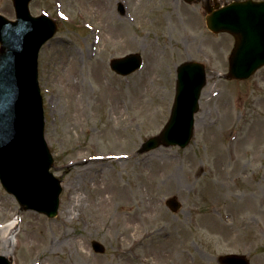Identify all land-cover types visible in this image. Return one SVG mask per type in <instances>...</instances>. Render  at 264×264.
<instances>
[{"label":"rangeland","instance_id":"1","mask_svg":"<svg viewBox=\"0 0 264 264\" xmlns=\"http://www.w3.org/2000/svg\"><path fill=\"white\" fill-rule=\"evenodd\" d=\"M207 1L31 3V14L58 24L39 53L38 81L62 192L50 219L21 210L0 185V252L12 264H218L226 254L264 264V68L224 79L233 38L206 28ZM0 14L14 19L12 0H0ZM130 53L142 68L112 72L110 60ZM186 61L207 72L189 145L139 153L167 122ZM172 197L176 213L165 205Z\"/></svg>","mask_w":264,"mask_h":264},{"label":"water","instance_id":"2","mask_svg":"<svg viewBox=\"0 0 264 264\" xmlns=\"http://www.w3.org/2000/svg\"><path fill=\"white\" fill-rule=\"evenodd\" d=\"M31 0H13L16 21L0 15V182L22 210H34L52 218L59 206L60 182L49 172L52 158L43 137L42 98L37 84V55L40 47L56 31L46 16L32 17ZM190 3L196 0H185ZM123 13L122 7H119ZM206 25L213 33H228L234 46L228 58L230 80H245L264 66V2H233L219 8L206 7ZM141 57L131 54L114 59L110 67L128 75L141 65ZM206 84L202 64L185 62L176 70V91L170 117L159 135L148 139L140 152L159 146L188 145L194 115ZM176 211L175 199L167 202ZM97 253L104 248L92 243ZM220 264H248L245 257L226 255ZM0 264H12L0 256Z\"/></svg>","mask_w":264,"mask_h":264},{"label":"bare ground","instance_id":"3","mask_svg":"<svg viewBox=\"0 0 264 264\" xmlns=\"http://www.w3.org/2000/svg\"><path fill=\"white\" fill-rule=\"evenodd\" d=\"M105 202H108V200L106 199ZM16 227H17L16 220H13V221L7 223L6 225H4L1 229L2 239L7 238L8 236L11 237L13 235V233L15 232ZM0 254H2L4 256H8L7 251H2V252H0Z\"/></svg>","mask_w":264,"mask_h":264}]
</instances>
